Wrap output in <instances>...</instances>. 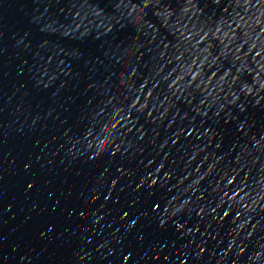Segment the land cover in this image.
<instances>
[{"label": "water", "instance_id": "obj_1", "mask_svg": "<svg viewBox=\"0 0 264 264\" xmlns=\"http://www.w3.org/2000/svg\"><path fill=\"white\" fill-rule=\"evenodd\" d=\"M0 264H264V0H0Z\"/></svg>", "mask_w": 264, "mask_h": 264}, {"label": "clouds", "instance_id": "obj_2", "mask_svg": "<svg viewBox=\"0 0 264 264\" xmlns=\"http://www.w3.org/2000/svg\"><path fill=\"white\" fill-rule=\"evenodd\" d=\"M245 91H247L248 93H251V90L250 89H244Z\"/></svg>", "mask_w": 264, "mask_h": 264}]
</instances>
